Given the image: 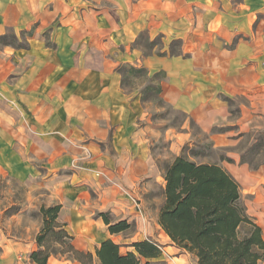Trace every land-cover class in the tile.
<instances>
[{"label": "crops", "instance_id": "crops-1", "mask_svg": "<svg viewBox=\"0 0 264 264\" xmlns=\"http://www.w3.org/2000/svg\"><path fill=\"white\" fill-rule=\"evenodd\" d=\"M262 14L264 0H0V36L12 30L29 44L27 50L0 47V101L21 116L0 108V165L25 183L36 179L29 160H48L52 171L64 172L52 182L62 204L59 220L77 250L86 249L82 239L90 228L104 227L102 240L115 242L95 212L116 223L128 220L138 241L147 239L152 223L160 227L165 202L154 206L153 188L164 195L166 185L154 144L164 137L175 150L187 138L153 123L140 89L125 90L118 68L145 67L150 76L164 71L161 98L192 115L216 146H233L253 124L264 128V116L253 112L229 124L218 100L244 96L264 108V23L256 24ZM142 34L161 37L162 45L151 52L137 47ZM174 41L182 55H158L169 53ZM229 126L237 129L212 133ZM82 147L93 159L70 172ZM119 186L139 199L145 220Z\"/></svg>", "mask_w": 264, "mask_h": 264}, {"label": "trees", "instance_id": "trees-1", "mask_svg": "<svg viewBox=\"0 0 264 264\" xmlns=\"http://www.w3.org/2000/svg\"><path fill=\"white\" fill-rule=\"evenodd\" d=\"M160 40L158 37L150 41L142 34L135 45L151 52ZM8 46L29 49L27 39H20L12 30L0 36V47ZM180 46V41H174L169 53L159 51L158 55L180 56ZM118 72L125 90L140 89L144 105L165 103L161 98L164 71L150 76L145 67L123 64ZM226 101L233 102L230 98ZM250 135L253 139L242 150L241 163L248 164L252 171H259L264 167V130H254ZM163 174L165 202L159 225L177 248L195 256V264H264L263 230L248 213L240 184L227 169L178 156L163 168ZM61 209L59 202L40 209L44 223L36 238L38 250L30 254L34 264H48L52 256L66 253L73 255L71 260L83 264H167L161 259L160 245L148 238L134 243L135 250L126 254L111 239L102 241L95 255L77 250L67 224L59 220ZM99 217L109 226L112 235L132 228L128 220L116 223L106 213ZM56 245L63 250H52Z\"/></svg>", "mask_w": 264, "mask_h": 264}, {"label": "rangeland", "instance_id": "rangeland-1", "mask_svg": "<svg viewBox=\"0 0 264 264\" xmlns=\"http://www.w3.org/2000/svg\"><path fill=\"white\" fill-rule=\"evenodd\" d=\"M256 16V24L264 23V14ZM161 45L160 43L159 47L155 50L157 51ZM228 47L232 49L233 44H230ZM226 98H230L233 102L226 101ZM218 100L222 102L225 108V114H227L229 124L231 125L235 124L238 118L243 115L246 116L250 112L258 116H264V108L260 106V102L256 104L252 99H248L247 97H231L223 94ZM148 105L149 107L147 109L150 119L162 132L174 130L179 133H186L187 140L183 141L175 150L172 149V144L164 137L158 142H155L154 151L159 156L157 163L162 173L163 168L171 164L178 156H185L197 163L218 164L225 169L228 168L230 170L229 172L240 184L242 198L247 206L248 213L255 217L257 222L264 228V182L260 178L264 167L259 171H252L248 164L241 163V158L240 161L239 159L238 161L235 160V155L239 153V157H241L242 150L252 142L253 136L250 133L254 130H264V128L257 127V124H253L255 127L243 132L241 136L239 135L236 138L239 139L238 143H233V146H216L217 142L211 138V134L204 132L192 115L174 108L166 101L163 104ZM9 106L6 101H0V108L4 110V113L12 114L15 118H18L20 116L19 112ZM252 120L255 122L259 119ZM18 125L20 124L18 123ZM229 129L237 128L229 126L214 129L212 133ZM16 147H18L17 144ZM82 148L83 155H79L73 160L74 163L72 162V166L68 169L71 170L70 172H81L82 169L80 167H84L81 164L82 161L85 162V159L89 160L92 158L93 155L85 148ZM23 156L28 160L31 159L30 155L26 153ZM29 161L36 168V179L31 183H25L22 181V177L15 173L13 174V172H7L8 168L5 165L3 166L2 163L0 165V264H34L30 259V254L38 250L36 238L41 232L44 223L40 209L42 206L48 207L59 202L52 179L54 175H60L64 172L58 169L52 171L48 160H46L47 163L44 160ZM100 178L103 180L106 179L103 176ZM152 194L155 199L154 206H157L158 202L165 198L162 189L158 186L153 188ZM92 195L97 199L95 193ZM99 214L101 213L95 212L94 218L103 221L99 217ZM112 221L114 220L112 219ZM95 228V231L90 228L87 231L88 234L84 235L82 241L88 245L84 250L79 249L80 251L95 255L97 246L103 241L102 238L106 236V232H103L104 229L102 230L104 227ZM66 229L74 237V234L70 232L68 227ZM137 233V228L132 223L131 229L116 235L115 242L120 245L122 254L135 250L133 244L140 239V235H137ZM146 236H149L148 239L160 245L163 251L161 259L167 264H192L196 262L194 256L177 248L172 243L161 226L158 227L152 223L150 232ZM73 245L76 248L75 240H73ZM51 249L57 250L58 252L63 250L58 245L52 246ZM72 257L73 255L70 253L52 256L48 264H83L79 261L71 260Z\"/></svg>", "mask_w": 264, "mask_h": 264}, {"label": "built area", "instance_id": "built-area-1", "mask_svg": "<svg viewBox=\"0 0 264 264\" xmlns=\"http://www.w3.org/2000/svg\"><path fill=\"white\" fill-rule=\"evenodd\" d=\"M95 174L97 175V177H105L106 180L109 181V176L107 174H105L104 172L101 171H97L95 172ZM119 190L121 191L122 194H124L125 196L128 197L130 203L132 204L134 210L136 211V214L142 219L145 220V213H144V209L141 205V202L139 201V199L133 194L131 193V191H129L128 188L123 187V186H119Z\"/></svg>", "mask_w": 264, "mask_h": 264}]
</instances>
